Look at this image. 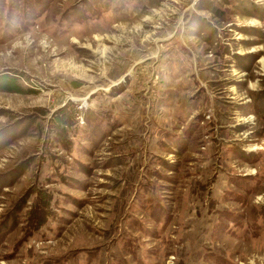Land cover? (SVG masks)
Returning <instances> with one entry per match:
<instances>
[{"label": "rangeland", "instance_id": "374dc122", "mask_svg": "<svg viewBox=\"0 0 264 264\" xmlns=\"http://www.w3.org/2000/svg\"><path fill=\"white\" fill-rule=\"evenodd\" d=\"M0 264H264V0H0Z\"/></svg>", "mask_w": 264, "mask_h": 264}]
</instances>
